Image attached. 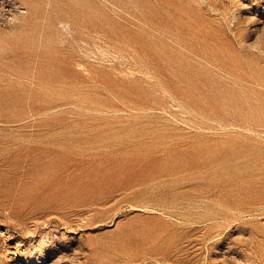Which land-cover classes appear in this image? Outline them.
Returning a JSON list of instances; mask_svg holds the SVG:
<instances>
[{"label": "rangeland", "instance_id": "obj_1", "mask_svg": "<svg viewBox=\"0 0 264 264\" xmlns=\"http://www.w3.org/2000/svg\"><path fill=\"white\" fill-rule=\"evenodd\" d=\"M0 264H264V0H0Z\"/></svg>", "mask_w": 264, "mask_h": 264}]
</instances>
